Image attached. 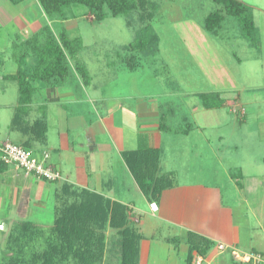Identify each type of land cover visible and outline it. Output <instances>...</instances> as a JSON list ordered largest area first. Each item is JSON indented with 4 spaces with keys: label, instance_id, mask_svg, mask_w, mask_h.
<instances>
[{
    "label": "crops",
    "instance_id": "obj_1",
    "mask_svg": "<svg viewBox=\"0 0 264 264\" xmlns=\"http://www.w3.org/2000/svg\"><path fill=\"white\" fill-rule=\"evenodd\" d=\"M51 22L46 23L37 0H0V143L20 145L38 157L47 152L61 174L59 181L49 182L0 164V212L9 219L0 222L3 233L8 237L24 223L47 233L55 219L67 217L90 241L94 235L105 239L107 251L114 243L124 252L131 241L137 264H150L163 247L172 251L166 262L187 264L191 240L207 246L209 264H238L228 251L217 250L219 244L264 254V131H230L229 137L244 139L236 150L241 157L215 170L214 163L235 150L226 144L228 137L212 124L216 120L200 126L183 106L167 108L168 99L160 104L149 95L124 106L117 96L105 95L90 75L85 86L70 70L64 81L33 82L31 96L22 102L15 75L33 67L35 59L29 55L19 64L14 44ZM201 106L204 111L228 107L224 102L220 108ZM244 110L240 127L249 118ZM190 111H198L197 106ZM190 137L197 138L196 151L186 147ZM176 142L184 147L173 146ZM211 143L218 145L213 149ZM43 218L51 221L44 224Z\"/></svg>",
    "mask_w": 264,
    "mask_h": 264
},
{
    "label": "rangeland",
    "instance_id": "obj_2",
    "mask_svg": "<svg viewBox=\"0 0 264 264\" xmlns=\"http://www.w3.org/2000/svg\"><path fill=\"white\" fill-rule=\"evenodd\" d=\"M146 1L152 3L151 7L156 8L151 25L158 37V50L154 55L144 56L141 60L142 65L136 71L127 68V61L124 60L125 54L121 49L133 40L134 33H136V24L139 22V20L136 21V11L129 17L133 27L128 26L123 16H108L102 21H95L91 10L78 6H71L65 10V19L58 23L59 26H56L57 23L53 21L47 25L51 31L55 27L53 32L56 34L61 25L68 26L64 28H67V33L71 38H81L82 48L77 55L79 61L86 67L92 82L105 95L117 96L116 98L122 100L124 106L131 100L137 102L152 95L160 104H164L163 101L168 99L167 108L169 109L183 106L186 116L188 118L190 116L192 122L200 126H203L204 122L216 120L212 124L216 126L219 124L217 131L221 130L224 137H228L225 140L226 144H230L229 147L235 149L228 151V154L225 153L226 157L219 165L214 163L215 170H223L226 166H230L237 154V158L241 157L236 150L241 148L244 141L242 137H235L233 133V136L229 137L230 131H264V121H262L264 120V0H238L252 8L253 21L258 31V48L250 46L248 41L241 36L238 23L231 17L225 16L221 27L214 33L202 30L203 19L206 15L219 8L211 0ZM140 16L142 14H138L137 19ZM47 22L50 21L46 19ZM5 44L6 41H2V45ZM14 59H16V54H14ZM74 63L73 59L67 60L71 71H74ZM230 81L234 86H231ZM212 91L222 97L224 105L228 106L226 109L202 110V104L198 99L200 93H211ZM127 94L129 95L126 96ZM133 101L130 106L134 105ZM238 102L246 104L249 115L244 127H240L239 121L242 120L240 118H244L246 107L244 104V108L240 107ZM192 105L198 108L195 113L190 111ZM228 120L233 122V127L228 126ZM172 125L173 128H178L176 122ZM187 140L189 141L186 147L190 152L199 148L197 138L193 140L190 137ZM172 145L184 147L182 142ZM217 145V143L214 145L211 143L213 149ZM233 145L236 147L234 148ZM178 162L179 160L175 163ZM194 164L196 165V161ZM190 166L193 167L192 164ZM195 170L193 169V177L197 179ZM221 172L217 174L220 178H222ZM232 175L236 174L232 173ZM235 215L239 216V213L235 211ZM243 217L245 218V215L240 216V221H243ZM27 219L33 222L40 221L35 216H29ZM3 220L8 221L9 219L5 218V213L0 212V222ZM50 221L48 218L42 219L44 224ZM2 224L0 225V264H5L7 256L10 257L12 252L7 249L9 243L7 236L3 233ZM8 231L7 226L5 232ZM100 239L98 235L93 236V240L99 243L100 249L96 251V255L91 260L82 264H124L120 252L121 247L113 243L109 245L107 251L103 243L105 239L102 241ZM43 244L44 238H39L37 245L42 246ZM171 253L172 251L168 252L165 247L159 248L154 256L156 258L151 260L150 264H170L169 260L166 262V258ZM131 263L137 264L136 258Z\"/></svg>",
    "mask_w": 264,
    "mask_h": 264
},
{
    "label": "trees",
    "instance_id": "obj_3",
    "mask_svg": "<svg viewBox=\"0 0 264 264\" xmlns=\"http://www.w3.org/2000/svg\"><path fill=\"white\" fill-rule=\"evenodd\" d=\"M15 1V0H14ZM18 1V0H17ZM48 21H62L64 12L71 6L83 7L91 10L95 21L104 18L123 16L128 26L133 27L130 15L136 11V33L133 40L122 46L125 54L124 60L129 70L136 71L142 65V58L148 54H156L158 50V37L151 25L156 8L152 3L142 0H37ZM219 8L210 12L203 19L202 30L204 32H216L224 21L225 16L235 19L238 23L241 36L248 41L250 46L258 48V31L253 21L252 8L238 0H211ZM144 4V5H143ZM143 9V10H141ZM141 10V11H140ZM138 14H142L137 19ZM66 16V15H65ZM141 22V25H140ZM150 25H147V24ZM51 31L46 24L36 35L30 39L14 44V52L19 64L27 56H33L35 65L31 68L20 69L15 75L18 81L22 102L27 101L32 94V83L36 81L51 84L53 80L64 81L70 72L67 65L68 59H73L74 72L78 75L82 84L90 83V76L86 67L81 63L77 54L82 48L80 37L71 38L61 26L59 32ZM129 63V65H128ZM218 93H203L199 95L201 103L206 109L220 108L224 102ZM219 98V99H218ZM242 114V113H241ZM245 114V113H244ZM0 164L4 165L0 162ZM6 166V165H4ZM237 181L239 176L232 175ZM238 182V181H237ZM76 221L69 218H57L50 230L45 233L31 223L14 227L7 239V249L12 255L7 256L5 264H82L96 255L100 245L96 240H89L85 233H81ZM39 238H44L42 246L37 245ZM134 244L129 241L126 250L121 252L124 264H132ZM207 246L197 241H189L187 264H193L194 254L202 256L207 252ZM132 256V257H131Z\"/></svg>",
    "mask_w": 264,
    "mask_h": 264
},
{
    "label": "built area",
    "instance_id": "obj_4",
    "mask_svg": "<svg viewBox=\"0 0 264 264\" xmlns=\"http://www.w3.org/2000/svg\"><path fill=\"white\" fill-rule=\"evenodd\" d=\"M0 162L4 165L15 166L26 174H32L49 182L59 181L61 174L49 163V154L43 152L38 157L33 151L10 142L0 143ZM219 252L228 251L238 264H264V254L253 251H240L235 247L224 244L217 246ZM193 264H209L204 256L195 254Z\"/></svg>",
    "mask_w": 264,
    "mask_h": 264
}]
</instances>
